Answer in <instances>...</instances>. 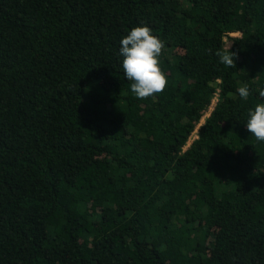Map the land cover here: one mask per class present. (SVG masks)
<instances>
[{
    "label": "trees",
    "instance_id": "obj_1",
    "mask_svg": "<svg viewBox=\"0 0 264 264\" xmlns=\"http://www.w3.org/2000/svg\"><path fill=\"white\" fill-rule=\"evenodd\" d=\"M143 25L168 84L138 99ZM261 89L264 0H0V264H264Z\"/></svg>",
    "mask_w": 264,
    "mask_h": 264
},
{
    "label": "clouds",
    "instance_id": "obj_2",
    "mask_svg": "<svg viewBox=\"0 0 264 264\" xmlns=\"http://www.w3.org/2000/svg\"><path fill=\"white\" fill-rule=\"evenodd\" d=\"M147 25L137 26L125 35L121 41L120 55L123 58V73L131 82V93L138 99H147L165 91L168 79L161 67L165 41L152 34ZM221 64L235 67L237 53L228 49L217 50ZM239 96L247 100L251 94L247 84L237 89ZM264 98V89L259 90ZM246 128L258 141L264 142V103H258L254 110H249Z\"/></svg>",
    "mask_w": 264,
    "mask_h": 264
},
{
    "label": "built area",
    "instance_id": "obj_3",
    "mask_svg": "<svg viewBox=\"0 0 264 264\" xmlns=\"http://www.w3.org/2000/svg\"><path fill=\"white\" fill-rule=\"evenodd\" d=\"M217 101H218V99L215 98L214 101H213L212 106L210 107L208 113L206 114V117H208V116L210 115V112L214 109V106L216 105V102H217ZM206 117H205V118H206ZM205 118H204V119H205ZM204 119H203V120H204ZM203 120H202V121H203ZM201 124H202V122H201ZM201 124H200V125H201ZM200 125H199V127H200ZM199 127H198V128H199ZM198 128H197V130L194 132V134H193V136H192V137H194V139L197 137ZM189 144H190V142H189Z\"/></svg>",
    "mask_w": 264,
    "mask_h": 264
},
{
    "label": "rangeland",
    "instance_id": "obj_4",
    "mask_svg": "<svg viewBox=\"0 0 264 264\" xmlns=\"http://www.w3.org/2000/svg\"><path fill=\"white\" fill-rule=\"evenodd\" d=\"M229 45V43H227ZM205 122V119L202 121V124ZM192 140H194V137L191 138L190 143H192Z\"/></svg>",
    "mask_w": 264,
    "mask_h": 264
}]
</instances>
